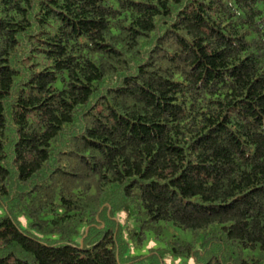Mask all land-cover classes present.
I'll return each instance as SVG.
<instances>
[{
	"label": "trees",
	"instance_id": "16d2710c",
	"mask_svg": "<svg viewBox=\"0 0 264 264\" xmlns=\"http://www.w3.org/2000/svg\"><path fill=\"white\" fill-rule=\"evenodd\" d=\"M0 204V264H264V0H0Z\"/></svg>",
	"mask_w": 264,
	"mask_h": 264
},
{
	"label": "rangeland",
	"instance_id": "374dc122",
	"mask_svg": "<svg viewBox=\"0 0 264 264\" xmlns=\"http://www.w3.org/2000/svg\"><path fill=\"white\" fill-rule=\"evenodd\" d=\"M5 213V209L0 204V217L4 216ZM127 215L128 214L123 212L118 216H115V219L118 223V231L123 228L125 237L128 233L127 228L131 226V223H128L129 221ZM19 221L23 228H30L31 219L29 216L20 214ZM174 238H180L188 242H194V235L192 231L183 229L179 226L174 225L173 223H167L164 235H162L161 237H156L154 233L148 232L145 240L140 246L134 247L132 244L130 245L129 254H148L151 252L152 249H170V241ZM165 264H196V260L192 257L176 256L172 252H167V255L165 257Z\"/></svg>",
	"mask_w": 264,
	"mask_h": 264
}]
</instances>
